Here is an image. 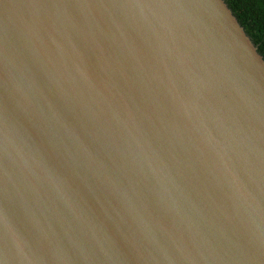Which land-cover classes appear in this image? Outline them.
I'll return each instance as SVG.
<instances>
[{
    "label": "water",
    "instance_id": "water-1",
    "mask_svg": "<svg viewBox=\"0 0 264 264\" xmlns=\"http://www.w3.org/2000/svg\"><path fill=\"white\" fill-rule=\"evenodd\" d=\"M0 264H264V59L224 0H0Z\"/></svg>",
    "mask_w": 264,
    "mask_h": 264
},
{
    "label": "trees",
    "instance_id": "trees-1",
    "mask_svg": "<svg viewBox=\"0 0 264 264\" xmlns=\"http://www.w3.org/2000/svg\"><path fill=\"white\" fill-rule=\"evenodd\" d=\"M264 59V0H224Z\"/></svg>",
    "mask_w": 264,
    "mask_h": 264
}]
</instances>
